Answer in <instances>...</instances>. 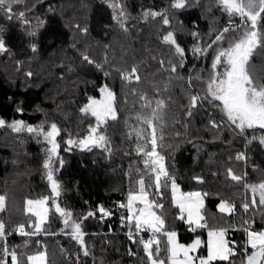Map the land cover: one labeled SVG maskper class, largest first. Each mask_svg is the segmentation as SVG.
<instances>
[{
    "label": "trees",
    "instance_id": "obj_1",
    "mask_svg": "<svg viewBox=\"0 0 264 264\" xmlns=\"http://www.w3.org/2000/svg\"><path fill=\"white\" fill-rule=\"evenodd\" d=\"M122 2L129 17L126 32L115 23L112 10L103 0H25L13 12L24 11L27 25L15 16L9 20L0 14L3 29L0 37L7 48L0 52V119L7 123L22 119L32 125L44 121L57 123L61 129L57 137L59 153L64 160L57 172L63 186L59 203L72 210L74 217L86 215L101 204L113 213L103 221L97 215L83 222L88 256L66 234L67 230L62 232L64 225L54 210L49 213L41 234L23 236L15 232L18 225L35 220L26 213L25 201L50 195L42 168L47 145L38 143L27 132L16 133L7 126L0 127V196L5 197L0 221L12 233L7 236V246L22 254L24 264L29 254L39 251L45 253V264H147L142 247L128 239V227L121 225L126 210L117 207L126 202L127 192L144 171L143 158L135 151V130L139 128L136 116L144 103L140 95H147L153 107L157 100L165 102V57L169 45L162 42V37L168 32L186 50L180 72L187 73L191 65L198 67L203 77L193 82L201 83L204 95L214 52L210 50L207 56L197 57L191 50L196 45L206 46L215 36L209 37L204 46L201 44L206 41L201 38L206 29L200 11L203 0H186L182 9L171 8L172 0ZM212 3L215 10L224 13L216 0ZM146 11L166 13L169 24L163 23L162 16L145 17ZM38 21L42 22L39 26ZM232 22L240 21L233 17ZM31 30L37 34L29 36ZM194 32L198 35L193 36ZM85 55L94 63L85 61ZM251 65L254 75L264 77V49L254 53ZM133 66H137L140 80L126 82L120 73L130 72ZM104 85L115 96L116 119H109L104 129L111 154L100 148L81 151L74 147L65 151L64 141L69 134L73 138L83 137L89 124H95L94 118L84 116L80 109L88 97L100 98L99 89ZM18 107L23 108L22 114L16 111ZM188 110L189 105L168 106L165 102L162 121L158 122L157 136H162L158 152L181 190L206 194L201 209L206 228H226L229 245L235 242L237 255L230 261L217 260L214 264H241L245 245L243 222H251L254 230L264 229V208H252L246 213L242 207L252 199L244 184L264 181V146L258 139L248 143L264 130L246 129L243 135L239 134L226 122L219 108L207 100L191 109L190 116ZM213 120L221 127H212ZM238 153H244L247 159L237 160ZM229 168L237 175L247 173L244 182L231 180ZM222 201L234 209L221 213L215 204ZM159 203L163 208L156 209L157 213L164 216L168 230L177 232L179 242L203 236V230L192 232L184 221L176 219L179 212L170 200L169 187L163 189ZM129 250L134 255H129ZM160 255L162 259L167 257L163 246Z\"/></svg>",
    "mask_w": 264,
    "mask_h": 264
},
{
    "label": "snow or ice",
    "instance_id": "obj_2",
    "mask_svg": "<svg viewBox=\"0 0 264 264\" xmlns=\"http://www.w3.org/2000/svg\"><path fill=\"white\" fill-rule=\"evenodd\" d=\"M112 10V18L115 23L127 31L128 14L122 0H103ZM25 0H0V14L5 15L9 20L15 18L21 20L26 25L29 21L25 18V12L14 13L16 5L24 4ZM221 11L229 17V24L219 31L215 38L206 46L196 45L191 50L194 56H207L209 51L214 55L211 60L210 72L206 83L204 95H192L189 101V110L187 115H192L191 109L196 108L203 100H207L214 107L219 108L226 118V122L233 126L234 130H239L243 135L246 129L264 130V77L256 76L252 72L251 59L258 49H264V0H216ZM186 6V0H172L171 8L182 9ZM145 17L156 16L163 17V23L169 24L166 13L155 11L145 12ZM233 17L239 18V24L232 22ZM42 22L38 21V25ZM3 29H0L2 32ZM229 33H235L229 36ZM35 30L28 32L29 36H35ZM197 36V33H192ZM162 42L174 49V56L178 58L179 63L169 62V71L176 73L178 67H184V58L186 50L182 48L174 37L172 32H168L162 37ZM227 46H224V45ZM32 50H36V45H32ZM7 51L5 41L0 37V52ZM83 59L88 63H94L87 55ZM161 66L164 62L161 61ZM100 68V65H97ZM121 78L126 82L135 79L139 82L137 66H133L131 71L121 72ZM30 75V74H29ZM108 75V73H105ZM198 79L202 77L198 76ZM100 98L88 97L87 102L81 107L80 112L84 116H91L95 124H89L87 134L83 137L69 138L64 141L67 145L65 151H71L74 147L81 151H91L93 148H100L111 154L110 141L105 134L104 129L109 119H116L114 108L115 96L107 85L99 89ZM135 94V90H133ZM141 112L137 114L136 120L139 122V128L135 130L137 137L136 153L143 158L144 171L139 173V178L135 180L134 185L126 195V203L117 205L120 209L126 210V215L121 216V225L128 227V239L133 243H139L147 257L148 264H214L215 261H230V258L237 255L235 242L232 246L225 239L226 228L211 229L208 231L207 256L193 255L201 246V240L197 237L190 244H181L177 240V232L168 230L166 220L162 214H158L156 209H162L163 205L159 203V198L163 197V189L171 187L172 204L179 209L178 220L184 221L189 230L195 232L198 228L207 227V222L201 213L203 208V195L200 192H180L175 177L167 170L164 157L158 152V140L162 136H157L158 122L162 121L161 112L165 107L163 100H157L153 107L151 100L147 95H140ZM218 102V103H215ZM147 110V111H145ZM18 113H23V108H17ZM212 127L220 128L214 120L210 121ZM9 127L13 132H27L30 136L37 139L38 143L47 145L44 149L45 158L42 163L44 175L48 182L50 195L43 196L36 200L26 201V213L35 217L34 221H29L27 225L20 224L14 231L23 236L38 235L45 231L44 225L48 221L49 213L54 210L62 220L67 235L76 241L85 256L89 255V250L85 244V232L83 222L89 218L99 215L101 221L113 215L111 209L104 205H97L95 210H89L86 215L74 217L72 210L62 207L59 203L63 186L57 178V172L63 167L64 160L60 156L57 137L61 134V129L57 123L47 121L38 125H32L22 119L13 120L7 123L0 119V127ZM264 146V133L259 137L253 136ZM237 160H245L244 153H238ZM59 165V167H57ZM228 176L231 180L242 183L247 173L237 175L229 168ZM199 179V178H197ZM252 193L250 202L243 203L242 207L247 213L252 208H264V181L259 184H244ZM258 198V199H257ZM49 203L51 207H49ZM87 203V202H86ZM5 207V197L0 196V211ZM219 211L231 212L234 206L228 202L220 203ZM186 214V218H185ZM26 228L32 231H26ZM134 229V231H133ZM242 230L246 234V243L244 245V258L241 264H264V230L255 231L252 229V223L245 220ZM142 232L148 233L147 240L140 237ZM12 233L7 231V226L0 221V264H24L21 255L16 250L9 249L7 246V236ZM136 237H140L137 241ZM161 238H164L163 240ZM166 250V259L161 258V251ZM251 253H248V249ZM129 255L134 253L129 250ZM45 253L38 252L26 257L27 264H45Z\"/></svg>",
    "mask_w": 264,
    "mask_h": 264
},
{
    "label": "rangeland",
    "instance_id": "obj_3",
    "mask_svg": "<svg viewBox=\"0 0 264 264\" xmlns=\"http://www.w3.org/2000/svg\"><path fill=\"white\" fill-rule=\"evenodd\" d=\"M214 4L212 0H203L200 11L202 19L206 21V29L203 33H201L202 42L201 44L204 46L208 40L214 37L220 30L224 28V26L229 24V19L225 16V13H221L219 9H214ZM225 14V15H223ZM210 37V38H209ZM209 38V39H208ZM208 39V40H207ZM174 49L171 46H167L166 51V68H165V87H164V100L168 106H177V105H189L190 97L192 95H201L202 86L199 82H193V79H197L198 76L203 77L200 69L198 67L190 66L187 73L182 74L180 72V67H178L176 73H171L168 69L170 67L169 62L179 63L177 57L174 56ZM202 96V95H201ZM99 99V98H98ZM206 100L201 101L200 103H204ZM217 103V102H215ZM198 192L196 190H189L186 192ZM185 192V193H186ZM27 201V200H26ZM25 201V206H26ZM126 203V202H125ZM186 218V215H185ZM204 234L203 236L195 235L193 238L187 243L181 244H190L197 237L201 240V246L193 255L199 256H207V244H208V231L211 230L209 228H203ZM254 230V229H253ZM206 231V234H205ZM260 231V230H255ZM149 236L144 239L147 240ZM226 239V236H225ZM246 234L244 236V244L246 243ZM227 240V239H226ZM248 253H251V249H248Z\"/></svg>",
    "mask_w": 264,
    "mask_h": 264
},
{
    "label": "crops",
    "instance_id": "obj_4",
    "mask_svg": "<svg viewBox=\"0 0 264 264\" xmlns=\"http://www.w3.org/2000/svg\"><path fill=\"white\" fill-rule=\"evenodd\" d=\"M178 185V184H177ZM178 187H179V185H178ZM179 191L180 192H186V191H183V190H181L180 188H179ZM189 191V190H188ZM192 191V190H191ZM197 191V190H196ZM169 196H170V200H171V202H172V197H171V187H170V183H169ZM220 203L221 202H217L216 204H215V208L217 209V210H219V205H220ZM177 210H178V212H179V209L177 208ZM226 212H229V211H225V213ZM186 215V214H185ZM241 227V226H240ZM206 228V227H205ZM242 228V227H241ZM203 230L204 231V229L203 228H198L197 230ZM209 229H218V228H209ZM261 230H264V229H261ZM204 233V232H203ZM146 234V237L147 236H149V234L148 233H145ZM205 234H206V231H205ZM244 236H245V232H244ZM227 239V238H226ZM190 241V240H189ZM187 243V242H186ZM39 252H42V251H39ZM36 253H38V252H35V253H32V254H29V255H34V254H36ZM147 264H148V261H147Z\"/></svg>",
    "mask_w": 264,
    "mask_h": 264
},
{
    "label": "built area",
    "instance_id": "obj_5",
    "mask_svg": "<svg viewBox=\"0 0 264 264\" xmlns=\"http://www.w3.org/2000/svg\"><path fill=\"white\" fill-rule=\"evenodd\" d=\"M140 237H143V239L146 237V234H145V232H142L141 234H140ZM140 237H139V239H140Z\"/></svg>",
    "mask_w": 264,
    "mask_h": 264
}]
</instances>
